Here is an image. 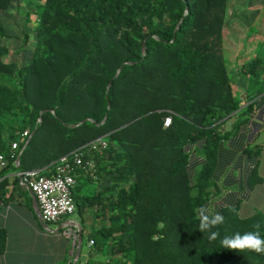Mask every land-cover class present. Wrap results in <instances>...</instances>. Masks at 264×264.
I'll use <instances>...</instances> for the list:
<instances>
[{"label": "trees", "instance_id": "trees-1", "mask_svg": "<svg viewBox=\"0 0 264 264\" xmlns=\"http://www.w3.org/2000/svg\"><path fill=\"white\" fill-rule=\"evenodd\" d=\"M14 1L0 0V41ZM227 10L228 0H38L30 59H9L0 43V154L8 160L0 199L10 167L52 177L62 156L81 150L96 165V177L85 176L105 183L92 195L74 193L83 264H264V254L220 243L257 223L264 237V213L243 218L238 204L227 206L215 241L199 231V210L219 191L221 147L248 121L254 103L241 109L243 101L264 94V31L235 15L226 44ZM125 61L133 64L115 78ZM242 74L243 93L235 85ZM106 114L102 125L67 126ZM99 137L109 146L89 152ZM5 246L0 231V257Z\"/></svg>", "mask_w": 264, "mask_h": 264}, {"label": "crops", "instance_id": "crops-1", "mask_svg": "<svg viewBox=\"0 0 264 264\" xmlns=\"http://www.w3.org/2000/svg\"><path fill=\"white\" fill-rule=\"evenodd\" d=\"M263 5L264 0H228L225 19L228 37L235 27V15L244 16L245 24L256 28L258 22L253 18ZM261 30L264 31V27ZM225 39L227 44L228 38ZM260 78L264 85V68ZM235 85L241 93L247 89L244 74L238 77ZM243 103L241 109L254 103L253 109L248 121L221 147L215 173L219 191L206 207L209 213H221L223 208L237 204L239 215L243 218L257 212L264 213V94L252 102L244 100ZM233 121L226 125V129ZM20 174V170L10 167L5 175L8 192L4 199H0V231L5 232L6 246L0 264H72L75 257L73 235L76 230L65 226L72 221L81 224L79 215L73 214L59 223L49 224L53 229L63 227L58 232L49 231L36 212L32 195L22 183ZM85 175L76 174L75 194L92 195L105 185L104 181H90ZM86 257L87 251L82 248V264Z\"/></svg>", "mask_w": 264, "mask_h": 264}, {"label": "built area", "instance_id": "built-area-1", "mask_svg": "<svg viewBox=\"0 0 264 264\" xmlns=\"http://www.w3.org/2000/svg\"><path fill=\"white\" fill-rule=\"evenodd\" d=\"M171 117L165 119V126H169ZM26 131L24 135H27ZM109 143L105 137H99L87 145V150L93 153H102ZM13 150L18 148V143H13ZM8 160L0 154V168H5ZM80 170L85 174L96 177V165L93 159H85V153L76 150L71 154L62 156L56 163L52 177H36L37 170L21 172L22 183L28 185L34 192L38 201L42 219L47 224L59 223L76 212L74 189L77 183L74 171ZM74 243L77 234L74 233ZM93 240H91V244Z\"/></svg>", "mask_w": 264, "mask_h": 264}, {"label": "rangeland", "instance_id": "rangeland-1", "mask_svg": "<svg viewBox=\"0 0 264 264\" xmlns=\"http://www.w3.org/2000/svg\"><path fill=\"white\" fill-rule=\"evenodd\" d=\"M38 1V0H37ZM36 0H15L8 11H5L2 15L1 23L6 29L8 38L0 41L2 44H7L11 49L9 59L25 62L30 59L33 49L34 39V25L31 18L32 11L35 10ZM258 14L253 18L258 22L261 28L264 27V5L257 9ZM241 19H246L244 16H240ZM28 30L30 38L24 44L23 35L24 31ZM225 38H228L227 32L224 34ZM75 193V189H74ZM74 238V237H73Z\"/></svg>", "mask_w": 264, "mask_h": 264}, {"label": "clouds", "instance_id": "clouds-1", "mask_svg": "<svg viewBox=\"0 0 264 264\" xmlns=\"http://www.w3.org/2000/svg\"><path fill=\"white\" fill-rule=\"evenodd\" d=\"M199 231L209 232L208 239L215 241L219 236L218 231H212L214 227H218L224 223V216L219 212L214 215H209L207 208H201L199 210ZM256 231H248L244 233L237 232L232 236H225L221 241V245L225 249L246 252L252 251L257 254H264V237L260 235V224L253 225Z\"/></svg>", "mask_w": 264, "mask_h": 264}, {"label": "water", "instance_id": "water-1", "mask_svg": "<svg viewBox=\"0 0 264 264\" xmlns=\"http://www.w3.org/2000/svg\"><path fill=\"white\" fill-rule=\"evenodd\" d=\"M188 12V8L186 9L185 11V14ZM144 51H146V44H144ZM128 64H133V62H129V61H125L120 67L119 69L117 70L116 72V75H115V78L119 77V75L121 74L123 68L125 67V65H128ZM112 86V81H110L108 87H107V100H108V109L111 108V102L110 100L108 99V92L110 90ZM48 111V109H45V110H42L41 111V115L39 117V122L42 121V115L44 112ZM52 112H54V110H52ZM108 119V114L105 115L104 119L100 122V123H97L96 120H94L93 118H87V119H84L78 123H75V124H67V126L69 127H77L79 125H82L83 123H85L86 121H90L92 123H95V124H98V125H102L104 124ZM36 130H34L31 135L28 137L27 141L25 142L24 146L22 147L17 159H16V163L17 165L19 166L21 164V156L23 154V152L25 151V149L27 148L30 140L32 139V137L34 136ZM32 195V198H33V203H34V206H35V209H36V212L38 213L40 219L42 220V213H41V210H40V207H39V204H38V201L36 199V196L34 194V192L32 191V189L26 185ZM44 221V220H43ZM43 225L49 229V231H52V232H58L60 231V229H62L63 227L59 228V229H53L50 227L49 224H47L45 221L43 223ZM65 227H69V228H74L76 230V234H77V241L74 243V246H75V257L73 259V262L72 264H77L80 260V257H81V252H82V248H83V244H84V239H83V229H82V226L80 223H78L77 221H72L70 223H67V225Z\"/></svg>", "mask_w": 264, "mask_h": 264}]
</instances>
